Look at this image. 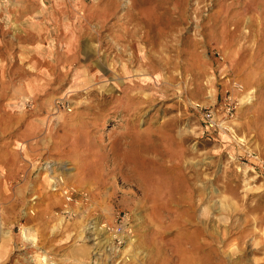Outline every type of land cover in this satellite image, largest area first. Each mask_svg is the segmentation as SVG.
<instances>
[{
	"label": "rangeland",
	"instance_id": "rangeland-1",
	"mask_svg": "<svg viewBox=\"0 0 264 264\" xmlns=\"http://www.w3.org/2000/svg\"><path fill=\"white\" fill-rule=\"evenodd\" d=\"M1 1L0 264H264V0L54 1L36 38Z\"/></svg>",
	"mask_w": 264,
	"mask_h": 264
},
{
	"label": "built area",
	"instance_id": "built-area-1",
	"mask_svg": "<svg viewBox=\"0 0 264 264\" xmlns=\"http://www.w3.org/2000/svg\"><path fill=\"white\" fill-rule=\"evenodd\" d=\"M52 1H68V0H52ZM228 89L225 90L223 96L222 104L219 108H214L212 110H206L203 117L206 120V130H212L217 135L226 134L232 132V127L228 124L232 123L235 120L236 110L239 105L236 98L237 94H240L243 90L242 85L236 79H227ZM246 158L252 161V164L257 168L259 174L264 179V159L259 158L258 156L247 155ZM60 189V193L64 200V208L68 207L74 202V190L71 187L64 186L63 183ZM122 221H126V215L121 216ZM118 217L115 220V223L112 226L107 224H101L100 228L108 234L111 238L113 245L116 248H120L121 245L132 235L131 227H127L126 222L118 223Z\"/></svg>",
	"mask_w": 264,
	"mask_h": 264
},
{
	"label": "crops",
	"instance_id": "crops-1",
	"mask_svg": "<svg viewBox=\"0 0 264 264\" xmlns=\"http://www.w3.org/2000/svg\"><path fill=\"white\" fill-rule=\"evenodd\" d=\"M75 1V0H74ZM1 4L6 7V11L9 14L18 15V23L23 26V30L26 33V36L36 38L39 36L41 21L44 27L43 37H49V20L51 16L59 14L60 10L63 9V4L54 2L52 0H30L27 2H11L9 0H2ZM46 39L44 38L43 42ZM47 41V40H46ZM87 51L89 44H82V47ZM21 52L25 55H33L39 51V45L35 39L30 42H25L19 44ZM51 45L47 43V46L44 47L43 51L45 53H50ZM24 59V58H23ZM29 59V57H25Z\"/></svg>",
	"mask_w": 264,
	"mask_h": 264
},
{
	"label": "bare ground",
	"instance_id": "bare-ground-1",
	"mask_svg": "<svg viewBox=\"0 0 264 264\" xmlns=\"http://www.w3.org/2000/svg\"><path fill=\"white\" fill-rule=\"evenodd\" d=\"M60 182L62 181V180H59Z\"/></svg>",
	"mask_w": 264,
	"mask_h": 264
}]
</instances>
